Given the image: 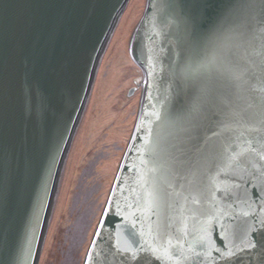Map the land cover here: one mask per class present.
Returning a JSON list of instances; mask_svg holds the SVG:
<instances>
[{
    "label": "water",
    "instance_id": "obj_1",
    "mask_svg": "<svg viewBox=\"0 0 264 264\" xmlns=\"http://www.w3.org/2000/svg\"><path fill=\"white\" fill-rule=\"evenodd\" d=\"M128 0H0V261L26 264L29 242L37 264L46 226L101 56ZM143 12L126 33L131 63L139 70L140 89L126 139L103 206L123 207L145 199L141 175L151 164L143 149L157 139L163 162L186 160L183 179L167 189L157 223H168L172 244L194 232L197 219L215 193L229 215L246 219L239 175L264 179V0H144ZM91 73L88 88L85 67ZM71 93L78 100L75 133L62 157L51 197H43L45 133L51 134ZM132 94V93H131ZM41 100L44 113H29V100ZM158 113V118L155 115ZM243 170V172H241ZM151 175V174H149ZM247 187V185H245ZM255 199V189L248 188ZM199 200L200 203H194ZM101 208V210H102ZM100 210V211H101ZM264 218V209L254 206ZM39 211L42 227L34 213ZM99 217V215H98ZM109 224L121 223L110 217ZM146 221L144 229L147 232ZM97 223L83 264H124L113 244L126 237V225L97 238ZM226 229L235 228L226 220ZM35 236L33 238V229ZM186 236L180 240L187 247ZM250 239L252 236L250 235ZM161 243L166 244V241ZM217 243H220L217 240ZM95 249L93 250V245ZM227 264H261L259 251H244ZM159 246V245H153ZM92 259H89V256ZM145 264H177L173 257ZM213 255H216L215 253ZM131 264V262H129ZM179 264H190L180 261ZM196 264H211L206 258Z\"/></svg>",
    "mask_w": 264,
    "mask_h": 264
},
{
    "label": "snow or ice",
    "instance_id": "obj_2",
    "mask_svg": "<svg viewBox=\"0 0 264 264\" xmlns=\"http://www.w3.org/2000/svg\"><path fill=\"white\" fill-rule=\"evenodd\" d=\"M85 79L89 81L88 88H85L81 82V92H87L91 88V73L88 72L87 66L84 73ZM78 100L73 99L69 93L64 100V108L57 121L55 130L51 133H45V168L47 179L42 181L41 191L43 197H51L48 188L49 181L53 184L59 174L60 157H62L69 145L72 135L75 133L76 121L73 116L76 113V104ZM29 113H35L42 117L44 113V104L41 100H29L27 105ZM158 118V113L155 114ZM143 149L149 153L150 160L142 161L143 164H151V167L141 175V181L146 187L145 199L143 202L139 200L136 203L128 204L122 207L116 201H109L99 213L97 224V238L107 239L103 233L109 228L119 229L126 225V237L121 241L116 240L113 244L114 254L118 256L124 264H145L150 253L155 261H160L163 257L172 259L173 257L179 264L180 261H187L190 264H196L197 260L207 259L211 264H227L236 255V241L244 245V251H259L261 254V264H264V218L254 210V206L264 209V179L257 184L254 179H246L243 174L239 175L242 195H233L235 202L247 205L249 209H253L251 214L244 212L241 221L237 215H229L220 207V202L216 200L215 193L212 194V203L201 213L204 219H197V227L194 232L186 233L184 237H177V243L172 244L170 239L171 232L174 229L168 223H157L160 208L167 202V189L159 186L158 179H162L167 183L168 188L172 187V181L183 179L182 171L187 161L176 157L172 163H165L161 157L160 144L157 139L152 140L146 138ZM264 162V156L260 157ZM243 172V170H241ZM151 174V175H149ZM247 185V187H245ZM248 188L255 189V199L249 194ZM194 203H200L199 200ZM120 217L119 225L108 221L110 217ZM36 227H42L40 223L39 211L34 213ZM226 220L230 221L235 228L232 231L226 229ZM146 221L152 223L147 225V232L144 231ZM250 235L252 238L250 239ZM35 236V228L33 229V238ZM191 236L187 240V247L180 243L181 239ZM219 240L220 243H217ZM166 241V244L161 243ZM159 245V246H153ZM95 244L93 245V250ZM216 255H213V254ZM35 257L32 252V242H29L27 250L24 254V261L30 264ZM92 259V256H89ZM0 264H3L0 261Z\"/></svg>",
    "mask_w": 264,
    "mask_h": 264
},
{
    "label": "rangeland",
    "instance_id": "obj_3",
    "mask_svg": "<svg viewBox=\"0 0 264 264\" xmlns=\"http://www.w3.org/2000/svg\"><path fill=\"white\" fill-rule=\"evenodd\" d=\"M143 1L128 0L101 56L37 264H83L139 95L126 33Z\"/></svg>",
    "mask_w": 264,
    "mask_h": 264
},
{
    "label": "bare ground",
    "instance_id": "obj_4",
    "mask_svg": "<svg viewBox=\"0 0 264 264\" xmlns=\"http://www.w3.org/2000/svg\"><path fill=\"white\" fill-rule=\"evenodd\" d=\"M89 98H90V96H89ZM89 98H88V99H89ZM87 102H88V101H87Z\"/></svg>",
    "mask_w": 264,
    "mask_h": 264
}]
</instances>
